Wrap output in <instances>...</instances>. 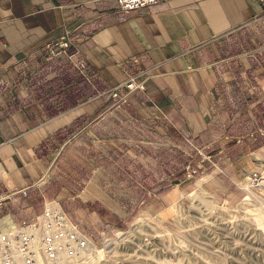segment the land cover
I'll use <instances>...</instances> for the list:
<instances>
[{
  "label": "crops",
  "instance_id": "obj_1",
  "mask_svg": "<svg viewBox=\"0 0 264 264\" xmlns=\"http://www.w3.org/2000/svg\"><path fill=\"white\" fill-rule=\"evenodd\" d=\"M257 25L264 30L258 0H164L127 13L114 0H0V217L29 220L50 199L67 214L74 198L84 201L86 190L77 192L73 173L38 184L80 128L97 138L96 127L110 131L115 125L111 116L118 109L96 96L86 77L103 90L125 79V69L145 71L144 91L128 96L119 126L148 122L155 105L175 127L169 132L179 139L174 143L186 137L217 146L215 155L222 156L220 145L232 143L229 134L241 118L229 117L216 97L254 55L264 58V31L260 45L245 51V34ZM65 28L75 39L82 73L62 57L43 58V44ZM230 37L241 50L224 47ZM129 59L136 64L124 63ZM253 72L264 81L261 68ZM23 188L24 195L17 192Z\"/></svg>",
  "mask_w": 264,
  "mask_h": 264
},
{
  "label": "rangeland",
  "instance_id": "obj_2",
  "mask_svg": "<svg viewBox=\"0 0 264 264\" xmlns=\"http://www.w3.org/2000/svg\"><path fill=\"white\" fill-rule=\"evenodd\" d=\"M263 31L257 25L245 34V51L260 45ZM61 36L68 47L54 58L72 62L82 73L70 29L45 43ZM224 47L241 50L231 37ZM43 58L54 59L46 51ZM124 63L136 64V59ZM252 63L218 90L224 112L241 118L229 134L232 143L220 145L222 156L215 155L217 146L197 145L186 137L180 139L184 144L174 143L179 139L169 132L175 127L155 105L148 122L140 118L141 124L119 126L128 96L144 91L145 71L125 69V79L103 90L85 78L96 96L110 99L118 110L110 131L96 127L97 138L80 128L38 184L63 174L68 180L73 173L79 179H74L77 192L86 190L80 194L84 201L74 198L67 214L85 229L95 251L59 264H264V81L253 72L261 68L264 73L262 54L254 55ZM249 181L253 186H247ZM75 201L82 206L74 208Z\"/></svg>",
  "mask_w": 264,
  "mask_h": 264
},
{
  "label": "built area",
  "instance_id": "obj_3",
  "mask_svg": "<svg viewBox=\"0 0 264 264\" xmlns=\"http://www.w3.org/2000/svg\"><path fill=\"white\" fill-rule=\"evenodd\" d=\"M159 1L164 0H114L123 13ZM258 1L264 8V0ZM43 47L51 59L68 47V40L61 36L56 43L50 41ZM115 96L113 92L112 97ZM17 192L24 195L26 188ZM1 200L3 197H0V208ZM89 242V237L55 200L45 201L41 211L29 220L14 223L6 216L0 217V264H59L65 258L80 254Z\"/></svg>",
  "mask_w": 264,
  "mask_h": 264
},
{
  "label": "bare ground",
  "instance_id": "obj_4",
  "mask_svg": "<svg viewBox=\"0 0 264 264\" xmlns=\"http://www.w3.org/2000/svg\"><path fill=\"white\" fill-rule=\"evenodd\" d=\"M258 178L254 179V180H257ZM254 182V181H253ZM252 182H247V186H253V184H251ZM258 185V184H257ZM176 193V192H175ZM95 251V247L93 246V244H90V242L87 244V246L85 247V250L83 251H89V252H92V251ZM70 259V258H68Z\"/></svg>",
  "mask_w": 264,
  "mask_h": 264
}]
</instances>
